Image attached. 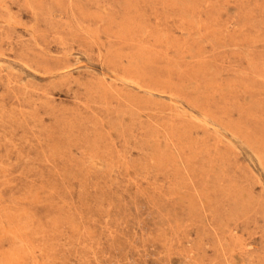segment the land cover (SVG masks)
I'll use <instances>...</instances> for the list:
<instances>
[{
    "label": "rangeland",
    "instance_id": "rangeland-1",
    "mask_svg": "<svg viewBox=\"0 0 264 264\" xmlns=\"http://www.w3.org/2000/svg\"><path fill=\"white\" fill-rule=\"evenodd\" d=\"M0 264H264V0H0Z\"/></svg>",
    "mask_w": 264,
    "mask_h": 264
}]
</instances>
